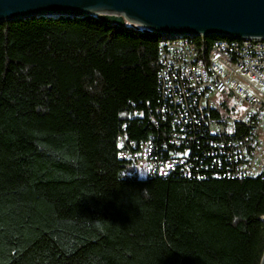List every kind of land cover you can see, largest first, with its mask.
<instances>
[{
    "label": "trees",
    "instance_id": "1",
    "mask_svg": "<svg viewBox=\"0 0 264 264\" xmlns=\"http://www.w3.org/2000/svg\"><path fill=\"white\" fill-rule=\"evenodd\" d=\"M162 39L89 15L0 20V264L259 263L264 175H220L207 125L224 113L164 96ZM215 39H191L199 57ZM179 112L193 140L175 145ZM146 140V160L182 150L197 169L120 181Z\"/></svg>",
    "mask_w": 264,
    "mask_h": 264
},
{
    "label": "built area",
    "instance_id": "2",
    "mask_svg": "<svg viewBox=\"0 0 264 264\" xmlns=\"http://www.w3.org/2000/svg\"><path fill=\"white\" fill-rule=\"evenodd\" d=\"M191 39L165 38L157 45L158 78L164 96L175 107L183 105L198 114L213 109L224 113L217 122L207 125L209 133L221 138L217 150L225 156L226 165L220 175L230 178L264 175V40L215 39L206 56L199 57ZM192 118L180 112L173 117L172 129H178L174 133L179 137L172 140L175 145L193 140L187 128L188 133H184L183 126L190 124ZM239 125L245 130L238 140L222 139L233 137ZM117 145L123 149L120 137ZM150 145V140L141 144L133 166L160 176L175 170L189 177L190 167L192 171L197 169L187 163L188 153L182 150L164 161L146 160ZM119 155L128 158L124 152ZM214 163L220 164V160Z\"/></svg>",
    "mask_w": 264,
    "mask_h": 264
},
{
    "label": "water",
    "instance_id": "3",
    "mask_svg": "<svg viewBox=\"0 0 264 264\" xmlns=\"http://www.w3.org/2000/svg\"><path fill=\"white\" fill-rule=\"evenodd\" d=\"M41 15H89L168 39L264 40V0H0V20Z\"/></svg>",
    "mask_w": 264,
    "mask_h": 264
},
{
    "label": "clouds",
    "instance_id": "4",
    "mask_svg": "<svg viewBox=\"0 0 264 264\" xmlns=\"http://www.w3.org/2000/svg\"><path fill=\"white\" fill-rule=\"evenodd\" d=\"M133 178L140 182H146L152 178V174L144 167L133 166L122 172L120 181L131 180ZM142 192L146 197L149 195L147 188H144Z\"/></svg>",
    "mask_w": 264,
    "mask_h": 264
}]
</instances>
